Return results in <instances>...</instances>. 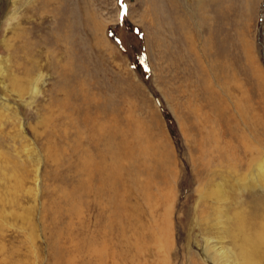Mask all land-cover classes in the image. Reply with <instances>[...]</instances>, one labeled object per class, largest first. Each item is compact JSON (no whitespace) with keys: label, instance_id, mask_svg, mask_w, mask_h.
Returning <instances> with one entry per match:
<instances>
[{"label":"rangeland","instance_id":"1","mask_svg":"<svg viewBox=\"0 0 264 264\" xmlns=\"http://www.w3.org/2000/svg\"><path fill=\"white\" fill-rule=\"evenodd\" d=\"M263 154L264 0H0V264H264Z\"/></svg>","mask_w":264,"mask_h":264},{"label":"bare ground","instance_id":"2","mask_svg":"<svg viewBox=\"0 0 264 264\" xmlns=\"http://www.w3.org/2000/svg\"><path fill=\"white\" fill-rule=\"evenodd\" d=\"M243 124H245V123H243ZM245 127V126H244ZM248 129V128H247ZM250 129V128H249ZM248 129V130H249ZM244 145V144H243ZM245 146H251V145H245ZM252 150V149H251ZM253 151V150H252ZM252 153V152H251ZM260 153V152H259ZM258 156V155H257ZM261 156V159L264 161V154L263 155H260ZM254 158H256V157H254ZM253 160V159H252ZM226 161L227 162H225V167H226V169H230L229 167L232 165V163H231V161L230 160H228V159H226ZM249 161H250V159H249ZM263 161H253V162H250V165H251V163H252V166H251V168L253 169L252 170V172H250L249 174H247L246 176H248V179H246V180H243V182H241L242 184H240L241 186H242V188H243V190L246 192V191H249V190H251V192H252V190H254L255 189V186H256V182H257V180L260 178V176L262 175V173L264 172V168H263V166L262 167H259V166H257V164H263ZM250 169V168H249ZM236 170V169H235ZM222 171V170H221ZM220 171V172H221ZM233 174V173H232ZM245 176V175H244ZM244 176L242 177V179L244 178ZM264 178V177H263ZM255 184V185H254ZM216 186H217V190H213L212 188H211V191H210V196L211 197H209V199L210 198H212L213 197V201L214 202H216L217 203V201H219L220 203H222V204H227L228 203V196H227V192H225L224 193V188H223V185H222V183L220 182V183H218V184H216ZM209 187H211V186H208L207 188H206V190L208 191V190H210V189H208ZM206 191V192H207ZM242 193V192H241ZM252 202V201H251ZM254 202V201H253ZM252 202V203H253ZM256 203V202H255ZM224 204V205H225ZM253 207H254V205H253ZM215 208V207H214ZM247 209H248V207H247ZM252 209V208H251ZM250 209V210H251ZM221 210V209H220ZM254 210V209H253ZM242 211V210H241ZM245 211V210H244ZM255 212L257 213V214H259V218H258V222L260 223L262 220H264L263 218H264V204H257V206H255ZM249 213H250V211H249ZM221 214V213H220ZM235 215H236V213H235ZM242 215V214H241ZM240 215V216H241ZM245 215V214H244ZM250 216V218H249V220H250V222H252L253 223V225H256L254 222V219H253V216H252V214L251 215H249ZM242 217V216H241ZM244 217V216H243ZM242 217V218H243ZM255 217V216H254ZM219 218H223V220H224V218H226V214H225V210H223V213L221 214V216H219ZM240 219V217L238 218V220H239V222H243L244 221V219ZM236 219V218H235ZM237 220V219H236ZM224 222L225 221H221V223L219 222L218 223V225H221V226H223L224 225ZM238 222V221H237ZM257 222V223H258ZM226 223V222H225ZM246 223H247V221H246ZM258 223V224H259ZM237 224V223H236ZM244 224V223H243ZM226 225V224H225ZM239 225L240 226H242L241 225V223H239ZM252 225V224H251ZM221 226H216V229H222V228H224V227H221ZM247 226V225H246ZM239 228V227H238ZM260 228V227H259ZM251 229V228H250ZM259 233H262L263 234V232H259ZM261 236H264V235H261ZM260 239H263V237H261ZM206 241H208L207 239H206ZM92 247H93V245L90 243L88 246H87V248H85V250L86 251H91V249H92ZM98 250H100V248L98 249ZM208 250H209V247H208ZM210 250H212L213 252H216L217 254H221V250L222 249H219V248H216V247H212L211 246V248H210ZM90 254H92V253H90ZM96 254V253H95ZM94 254V255H95ZM90 258V257H89ZM106 258V257H105ZM101 259V258H100ZM103 261V260H102ZM97 262V261H96ZM97 264V263H96Z\"/></svg>","mask_w":264,"mask_h":264}]
</instances>
